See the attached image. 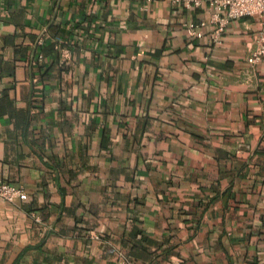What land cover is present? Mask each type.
<instances>
[{"label": "crops", "instance_id": "0c3cea01", "mask_svg": "<svg viewBox=\"0 0 264 264\" xmlns=\"http://www.w3.org/2000/svg\"><path fill=\"white\" fill-rule=\"evenodd\" d=\"M198 1L0 0V264H264L260 18Z\"/></svg>", "mask_w": 264, "mask_h": 264}, {"label": "built area", "instance_id": "2783aa9c", "mask_svg": "<svg viewBox=\"0 0 264 264\" xmlns=\"http://www.w3.org/2000/svg\"><path fill=\"white\" fill-rule=\"evenodd\" d=\"M186 6L198 5V0H184ZM210 23L213 25L212 39L219 42L226 26L233 20L242 17L257 16L260 18V29L255 35L256 48L246 58V62L255 66L264 62V0H209ZM196 24H190L189 33L194 34ZM43 44V38H39L37 45ZM61 61L66 62L71 54L68 48L61 49ZM41 59L42 56L40 55ZM0 198L9 203H16L27 199V193L22 187H16L7 183L0 184Z\"/></svg>", "mask_w": 264, "mask_h": 264}, {"label": "trees", "instance_id": "16d2710c", "mask_svg": "<svg viewBox=\"0 0 264 264\" xmlns=\"http://www.w3.org/2000/svg\"><path fill=\"white\" fill-rule=\"evenodd\" d=\"M58 58H59V53L57 52V53H56V61H57L56 64L59 63ZM64 63H65V64H63V65H62V64H59L61 68H64L65 66L68 65V64L66 65V62H64ZM51 68H52V66H51Z\"/></svg>", "mask_w": 264, "mask_h": 264}]
</instances>
